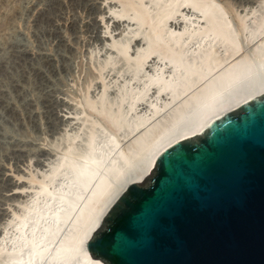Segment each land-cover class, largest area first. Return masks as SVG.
<instances>
[{"label":"water","instance_id":"95a60500","mask_svg":"<svg viewBox=\"0 0 264 264\" xmlns=\"http://www.w3.org/2000/svg\"><path fill=\"white\" fill-rule=\"evenodd\" d=\"M261 54L264 46L257 51L259 60L213 81L137 156L127 162L118 157L119 170L110 164L111 155L106 158L113 142L99 133L100 147L86 146V158L65 166L66 176L59 178L67 185L45 196L43 206L29 215L17 232L15 253L3 255L8 260L3 264H85L78 235L93 210L170 133L264 80ZM98 173L104 178L94 186ZM83 247L104 264H264V93L215 116L199 134L163 148L145 179L129 181L115 196Z\"/></svg>","mask_w":264,"mask_h":264},{"label":"rangeland","instance_id":"374dc122","mask_svg":"<svg viewBox=\"0 0 264 264\" xmlns=\"http://www.w3.org/2000/svg\"><path fill=\"white\" fill-rule=\"evenodd\" d=\"M12 1L11 14L0 8V17L6 16L0 18V25L4 24L0 26V242L4 237L7 248L16 234L17 221L33 204L40 183L47 180L61 155L68 151L73 158L84 154L90 127L95 126L91 133L97 148L102 141L99 133L103 132L105 137H115L118 149L124 150L173 107L164 108L149 124L128 135L113 134L98 114L99 97H106L105 104L112 109H116V101L122 109H128L132 92L147 84L148 75H155V68H163L165 75L170 71L155 54L136 76L132 75L131 65L119 59L112 47L129 36L134 26L131 21L123 22L128 21L126 18H116L115 10L121 9L117 0ZM144 2V7L152 8L149 0ZM216 2L228 8L232 21L246 16L245 22L250 26L264 8V0ZM197 25H201V20ZM141 37L130 42V55L134 56L137 48L143 46ZM190 45L193 49L197 46ZM125 89L128 95L119 100ZM155 92L157 89L150 87L131 114H147L152 105L161 107L168 100L166 94L157 96ZM59 177L49 185L51 189L64 185ZM38 201L43 203L42 199Z\"/></svg>","mask_w":264,"mask_h":264},{"label":"bare ground","instance_id":"6f19581e","mask_svg":"<svg viewBox=\"0 0 264 264\" xmlns=\"http://www.w3.org/2000/svg\"><path fill=\"white\" fill-rule=\"evenodd\" d=\"M11 1L12 0H0V8H3L5 12L7 10L6 13H8L10 11L9 9L11 8ZM117 1L121 4V9H117L118 11L115 10L114 14L117 13L115 14V16L117 15L116 18H126V20L131 21V25L134 26L130 33L128 32L130 35L127 37L125 36L126 38L123 37L125 40L120 39L121 42H117L120 40H116V44L113 45L111 43L113 47L110 44L111 47L117 51L119 59L125 62V64L129 63V65H131L130 67L132 68V75L134 76H136L137 73L142 70L145 61L152 54H155L166 65L171 66V70L169 71L168 75H165V71H163V68H158L156 66L157 68H155V75H148L147 84L145 83L135 93L132 92V98L130 103L128 104V109H122L121 106L118 105V103L120 102L117 103V101L115 104L116 109H112V107H108L105 104L106 97H104L105 99L103 97H99V100L97 101V104H99L97 109L98 114L101 115L107 127L113 132V134H115V132H120L121 135H128L147 124L150 119L158 115L159 112L164 108H168L173 104V107L170 106V110L167 111L165 115H163L162 113V118L159 115L161 119L156 122L154 121L155 123L152 122L153 124H151L150 127L148 126L145 130L143 129L144 131L142 130L143 132L141 131V134L139 133V135L133 138V140L125 147L124 150L118 149L119 142L115 137L107 135L109 136L107 137V139L113 142L114 148L113 150L110 149V151L106 153V158L110 157L111 155L109 160V162H111L110 164H115L114 169L119 170L120 164H118L119 162H117L118 157H121L127 162L135 155L137 156L139 153H141V151L144 150L143 148H146L147 146L153 144L159 134L167 129L168 124L171 121L170 118H173L174 115L180 113L182 107L188 104L192 99H195L199 95H201V93H204L203 91L213 81L218 80L225 73L240 64H253L255 60H259V58L256 57L258 56L257 51L262 46H264V8L263 12L258 17L255 16L256 18H254V21H252L253 24L250 23L253 26H250L245 22V19L247 18L246 16H239L238 20L232 21L233 19L228 16V8L218 4L216 0H149L150 4H152L151 9L149 7H144V0ZM112 10L109 11L111 12ZM11 12L12 11H10V14ZM4 16L0 18H4ZM84 20L85 19H83V21ZM200 20L201 25H197ZM0 21L2 22L1 19ZM69 33L70 32H68V34ZM56 35H59V33ZM139 35L142 36V39L140 38V40L143 41V46L138 47V45H136L138 47H136L137 51L135 55L132 56L128 53V48L130 42L134 43V38L138 37ZM192 42L197 45L194 49L191 48L192 46L190 45L193 44ZM247 45H249L250 47L248 48ZM58 48L60 47L58 46ZM244 48L246 50H244ZM261 57L264 58V54H261ZM182 70L186 72L184 73V75H182ZM185 74H187L188 76H185ZM193 76H195L196 79H194ZM184 82H186V84ZM152 86L156 87L157 92L155 93H157V96L161 93H164L168 96V100L163 102V105L161 107L152 105V110H150L151 113L148 111L149 114H146L147 111L144 114H131V112H134L135 110L137 101L144 98L148 89ZM127 91L128 90L126 89L124 90L125 94L119 100L125 99L124 97L128 95ZM263 93L264 80H260V82H257L251 88V90L241 94L233 101L225 103L219 108L204 115L195 124L170 133L166 138L157 143L150 151L143 166L139 170L133 172L130 176L126 177L123 181V184L119 188H117V190L113 194H111L106 201L101 203L99 207H96L93 210V216H91L87 224L78 235V240L81 245L80 255L82 261L85 264H104L100 260H95L90 257L89 254L85 251L83 243L89 237L91 232L98 226L103 212L106 210L115 196L122 190V188L129 181H142L145 179V177L153 167V161L156 155L163 148L181 138L199 134L201 130L206 126V124L215 116H218L228 109L236 107L241 102L247 99L261 95ZM90 107L93 108V104ZM129 119L131 123L128 121ZM94 127L95 126H93V128ZM93 128L90 127V129L88 130L91 135L89 134V138L84 147H91L92 150L97 148L98 145L94 140L93 134L91 133V129ZM125 129H127L128 131H126ZM84 158H86V154H82L77 158H73L70 151L65 152V154L61 155L59 161L56 163L55 167L48 175L47 180L40 183V186L36 190L33 204L17 221L15 225L16 234H14V237L10 240V244H12V246H10L9 248L5 247L3 244L4 242L2 241L4 237L1 238L0 264H3L7 260L3 255L10 256L11 254L15 253L16 248L14 247V244L18 242L19 238L17 232L21 231V226L27 224L28 218L32 219L29 215L33 211H35L37 207L40 208L41 206H43L42 204L44 203L45 196L60 193L64 189L63 186L67 184L65 182L64 185L62 184L63 186L55 189H51L49 185L52 184L53 180L57 176H66V171L64 170L65 166L75 165L79 160H82ZM109 162L105 167L107 169L110 165ZM97 177L98 178L96 182L93 183L94 186L98 183L99 180L104 178L103 174L101 173H98ZM91 191L92 188L89 193H91ZM88 197L89 195L84 197L82 203H84L88 199ZM38 199H42L43 203H39ZM79 210L80 206H77L74 209V211L76 212H79Z\"/></svg>","mask_w":264,"mask_h":264}]
</instances>
